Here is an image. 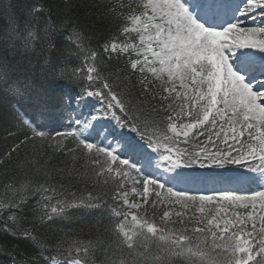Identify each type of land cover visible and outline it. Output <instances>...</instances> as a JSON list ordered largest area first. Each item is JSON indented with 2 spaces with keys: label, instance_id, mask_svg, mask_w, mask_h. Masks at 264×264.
<instances>
[{
  "label": "snow or ice",
  "instance_id": "1",
  "mask_svg": "<svg viewBox=\"0 0 264 264\" xmlns=\"http://www.w3.org/2000/svg\"><path fill=\"white\" fill-rule=\"evenodd\" d=\"M258 10L264 0H116L104 17L116 32L93 46L78 22L32 4L13 40L25 52L63 42L81 60L69 74L80 92L65 130L48 131L49 90L0 66V108L25 129L0 165L31 146L14 165L24 178L0 182V232L44 249L38 226L101 209L119 252L110 264H264V26L247 24ZM58 154L73 164L53 169ZM95 246L62 238L50 264H94Z\"/></svg>",
  "mask_w": 264,
  "mask_h": 264
},
{
  "label": "trees",
  "instance_id": "2",
  "mask_svg": "<svg viewBox=\"0 0 264 264\" xmlns=\"http://www.w3.org/2000/svg\"><path fill=\"white\" fill-rule=\"evenodd\" d=\"M37 0H0V66L7 64L13 78L23 80L31 78L37 87L48 89V100L52 106L51 119L47 122V129L55 131L57 123L65 117V98L77 97L80 92V82L69 78V74L77 67H80L81 60L71 54L63 42H58L57 47L42 52L37 47L34 52H25L19 40H13L12 32L14 22L18 25V30L22 31L23 20L27 9ZM51 6L53 11L60 16H67L68 19L78 22L85 33L91 37L93 46L102 43L111 34L116 32V26L105 19L107 0H40ZM122 65L114 62L109 65V70L119 72ZM64 73L63 76L60 74ZM25 129L19 126V122L14 119L10 112L0 108V155L10 150L14 144L23 137ZM69 146L72 140L69 138ZM26 152L31 153V146L19 151V157L14 153L13 162L8 165L7 170L0 165V182L15 176L18 180L24 178V174L17 169L16 159L23 160ZM45 157H41L43 161ZM80 167L83 161H78ZM50 167L63 168L73 164L71 154L56 155L50 162ZM29 176L32 173L28 172ZM42 180V176L34 177ZM58 182H63L73 190L83 189L86 185L83 180L73 178L71 182L67 178L59 181V175L55 176ZM33 203L27 206L24 212L26 219L22 221L29 225L36 216L33 212ZM37 209V214H38ZM80 209H69L68 215H79ZM6 215V214H5ZM65 219H56L51 224L40 225L36 235L46 245L44 249L37 247L33 242L24 238H16L7 233L0 232V264H12L15 257L18 264H49L51 258L57 254L56 245L62 238L79 237L85 240L96 242L95 248L91 252V260L94 264H110L112 260L119 257L116 250H111L112 233L111 216L107 210H91L88 218L91 225L87 230L78 233ZM61 221V222H58ZM115 253V254H114ZM61 259L63 257H60Z\"/></svg>",
  "mask_w": 264,
  "mask_h": 264
},
{
  "label": "rangeland",
  "instance_id": "3",
  "mask_svg": "<svg viewBox=\"0 0 264 264\" xmlns=\"http://www.w3.org/2000/svg\"><path fill=\"white\" fill-rule=\"evenodd\" d=\"M255 27V26H254ZM94 102H89V104L85 107V111H89L91 109L90 108V104H92ZM221 146H223V144H221ZM61 222V221H58ZM67 222L69 223V225H71L73 228H76L75 230L78 233H81L83 230H87L89 228V226L91 225V220L88 218V216H79L77 214L75 215H70L69 218L67 219Z\"/></svg>",
  "mask_w": 264,
  "mask_h": 264
},
{
  "label": "bare ground",
  "instance_id": "4",
  "mask_svg": "<svg viewBox=\"0 0 264 264\" xmlns=\"http://www.w3.org/2000/svg\"><path fill=\"white\" fill-rule=\"evenodd\" d=\"M257 14H259V15L262 16V17H264V14H261V13L259 12V10L257 11L256 15H257ZM257 21H260V22L258 23V25H260V24L264 25V19L256 20L254 23H257Z\"/></svg>",
  "mask_w": 264,
  "mask_h": 264
}]
</instances>
